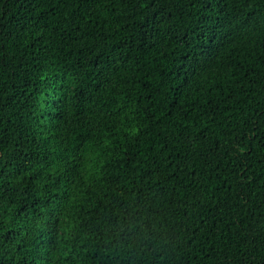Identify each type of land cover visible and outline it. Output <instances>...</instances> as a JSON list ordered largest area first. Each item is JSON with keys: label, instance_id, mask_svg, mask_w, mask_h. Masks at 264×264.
Returning <instances> with one entry per match:
<instances>
[{"label": "trees", "instance_id": "trees-1", "mask_svg": "<svg viewBox=\"0 0 264 264\" xmlns=\"http://www.w3.org/2000/svg\"><path fill=\"white\" fill-rule=\"evenodd\" d=\"M0 264H264V0H0Z\"/></svg>", "mask_w": 264, "mask_h": 264}]
</instances>
